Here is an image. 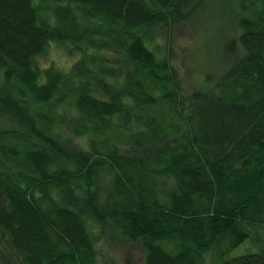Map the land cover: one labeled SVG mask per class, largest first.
I'll list each match as a JSON object with an SVG mask.
<instances>
[{"label":"trees","instance_id":"trees-1","mask_svg":"<svg viewBox=\"0 0 264 264\" xmlns=\"http://www.w3.org/2000/svg\"><path fill=\"white\" fill-rule=\"evenodd\" d=\"M198 5L0 0V242L13 264H100L110 232L140 242L145 264H207L215 248L224 264H264V0L238 18L243 55L189 93L148 32ZM51 43L79 54L68 72L41 67Z\"/></svg>","mask_w":264,"mask_h":264},{"label":"rangeland","instance_id":"rangeland-1","mask_svg":"<svg viewBox=\"0 0 264 264\" xmlns=\"http://www.w3.org/2000/svg\"><path fill=\"white\" fill-rule=\"evenodd\" d=\"M199 5L191 18L149 31L151 48L158 57L169 56L185 80L186 90L207 91L209 78H220L244 53L240 41L238 18L243 11L252 12V0H198ZM243 1L248 8H243ZM62 43H51L47 54L40 58L43 68L56 67L68 72L79 54ZM215 79V80H217ZM65 135L74 137L66 128ZM89 136L74 137L75 145L88 149ZM261 244V243H260ZM100 264H145L146 254L140 242H132L108 233L98 243ZM256 249L243 244L231 252V257ZM222 251L215 248L206 256L207 264H224ZM16 254L0 242V264L15 263ZM17 263V262H16Z\"/></svg>","mask_w":264,"mask_h":264}]
</instances>
